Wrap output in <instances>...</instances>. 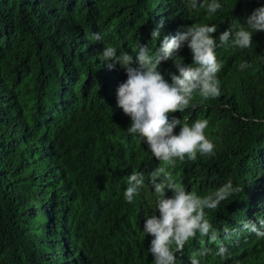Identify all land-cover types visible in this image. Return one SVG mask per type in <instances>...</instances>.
<instances>
[{
	"label": "trees",
	"instance_id": "obj_1",
	"mask_svg": "<svg viewBox=\"0 0 264 264\" xmlns=\"http://www.w3.org/2000/svg\"><path fill=\"white\" fill-rule=\"evenodd\" d=\"M217 2L222 7L209 15L189 0H0V264H153L143 225L159 213L147 174L161 166L201 197L229 179L242 189L205 209L209 235L218 239L203 238L211 252L201 264H264V238L240 230L264 219V31L253 33L248 49L215 50L219 96L196 92L183 113L169 114L189 125L207 120L205 136L214 144L212 154L171 165L126 131L131 119L117 107L126 72L119 64L109 70L99 55L112 46L135 60L139 44L154 51L164 36L192 24H216L219 43L222 32L264 6ZM177 55L192 63L186 45ZM244 61L251 67L241 71ZM158 70L169 82L167 73L176 71L172 59ZM133 172H144L145 184L129 203ZM225 228L237 231L225 240ZM221 244L224 257L216 254ZM201 247L197 233L176 264H190Z\"/></svg>",
	"mask_w": 264,
	"mask_h": 264
},
{
	"label": "clouds",
	"instance_id": "obj_2",
	"mask_svg": "<svg viewBox=\"0 0 264 264\" xmlns=\"http://www.w3.org/2000/svg\"><path fill=\"white\" fill-rule=\"evenodd\" d=\"M188 6L206 8L209 15L215 14L222 5L217 0L204 3L203 0H189ZM163 19L151 30L152 40L160 37ZM218 30L216 24L185 26L175 35L164 36L162 42L153 51L148 45H138L133 56L120 52L112 46L103 48L99 55L104 64L112 70L119 64L126 72L127 79L117 89V107L130 117L131 124L127 128L130 135L138 134L143 138L148 150L157 161L171 165L176 159L181 161L187 156L189 160L201 155L213 153L214 144L205 136L207 120H196L189 125L169 114L183 113L190 104L193 94L198 92L204 99L220 95L217 73L222 64L217 61L218 47L248 49L253 44V33L264 31V6L256 8L245 18L243 24L237 22L219 36V43L214 37ZM95 41H102L101 33H94ZM187 46L192 53V63L185 64L177 55L180 49ZM173 60L175 72H168L170 82L158 70L162 61ZM133 64L136 67H133ZM251 67L247 62L239 64V70ZM180 126L178 134L174 132ZM156 195V213L144 221L143 232L152 240L148 252L153 257V264H176L177 253H182L187 241L201 237L202 247L190 256V264H201L211 249L203 246L204 237L215 242L218 236L209 235L211 224L205 218V209H216L222 201L242 191L234 187L229 179L213 193L199 196L195 192L186 191L185 186L176 182L170 171L161 166L147 174ZM145 184L144 172H133L127 179L124 197L131 203ZM170 191L169 197L166 192ZM242 231L253 233L257 238H264V219L256 222L245 221ZM236 229H224V239H230ZM173 245L175 246L173 249ZM227 248L221 244L217 255L224 257ZM199 257V258H198Z\"/></svg>",
	"mask_w": 264,
	"mask_h": 264
}]
</instances>
